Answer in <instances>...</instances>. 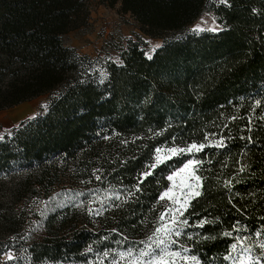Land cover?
I'll return each instance as SVG.
<instances>
[{"label":"trees","instance_id":"1","mask_svg":"<svg viewBox=\"0 0 264 264\" xmlns=\"http://www.w3.org/2000/svg\"><path fill=\"white\" fill-rule=\"evenodd\" d=\"M106 1L165 40L150 59L128 40L100 81L63 42L85 24L84 0H0V111L59 91L0 139V178L38 173L53 186L61 164L77 185L17 264L162 249L180 253L167 264H264V0ZM207 11L222 29L186 32ZM193 144L204 147L156 161L158 149ZM189 161L200 195L169 226L172 243L157 233L168 223L161 197Z\"/></svg>","mask_w":264,"mask_h":264},{"label":"rangeland","instance_id":"2","mask_svg":"<svg viewBox=\"0 0 264 264\" xmlns=\"http://www.w3.org/2000/svg\"><path fill=\"white\" fill-rule=\"evenodd\" d=\"M84 1L89 11L85 24L65 34L63 42L76 54L87 58V72L98 76L100 81L107 77L108 63L119 62L120 54L127 46L128 40L140 42L147 56H152L163 46L165 38H154L143 33L136 20L130 14L121 11L120 3L111 6L106 0ZM197 27L203 30L194 31ZM221 29L222 26L215 14L207 11L190 25L186 32H217ZM171 35L174 34L170 33L165 37ZM58 92H50L0 111V139L24 121L43 113ZM173 148L179 149L163 148L158 155L165 158L172 156L170 150ZM190 162L194 161L187 162L169 176L170 188L167 193H170L172 198L162 199V204L168 212L167 226H174L177 223L184 210L180 208V204L186 199L183 194L189 192L190 186L197 183L193 178L198 177L196 162L192 163L190 168L185 167ZM60 165L56 166L60 174L59 180L53 186L37 183L35 178L38 173H33L29 177L22 173L0 178V264L19 263L17 260L23 254H18V250L32 240L45 237L48 218L53 214H61L64 207L73 199L74 193L70 191L77 190V185L72 176L65 173L66 169ZM26 177L28 179L32 177L29 180L31 188L28 185L24 187ZM177 200L180 203H176ZM174 216L175 224L172 223ZM9 256L12 258L9 259ZM161 257L167 264L169 255L165 252L159 256L149 253L142 256L141 253L117 252L108 255V261L98 259L90 264H160Z\"/></svg>","mask_w":264,"mask_h":264},{"label":"snow or ice","instance_id":"3","mask_svg":"<svg viewBox=\"0 0 264 264\" xmlns=\"http://www.w3.org/2000/svg\"><path fill=\"white\" fill-rule=\"evenodd\" d=\"M221 2L222 3H227V0H221ZM203 29H201V28H199V27H197L196 29H194V31H202ZM158 47V46H157ZM151 58V56H149V59ZM204 147V145H200V146H197V145H195V144H193V145H191L188 149H175V148H173V149H171L170 150V152H171V154L172 155H175L178 151H181V152H183V151H187V152H189V153H191L192 151H199V150H201L202 148ZM158 152L160 151L159 149L157 150ZM165 159V157H162V156H157V158H156V161H157V163H161V162H163V160ZM192 163H194V162H190L189 163V165H186L185 167L186 168H190L191 166H192ZM148 174H150V173H146V175H148ZM193 178L197 181V183L195 184V185H192V186H190V190H189V192H187V193H184L183 195H185V197H186V199H185V201L183 202V203H181L180 204V208H185L186 206H187V204H188V202H189V199L191 198V197H195V196H199L200 195V192L197 190L199 187H200V185H199V177H195V176H193ZM170 179H171V177H170ZM164 197H168L169 199H171L172 197H171V195H170V193H164V196H162L161 197V199H163ZM176 203H180V201L179 200H177V201H175ZM179 210V209H178ZM169 211H172L171 209H169ZM183 213L181 212V215H182ZM161 219H163V216L161 217ZM172 223L173 224H175L176 223V218H175V216L173 217V220H172ZM185 223H186V221H185ZM201 226H203V224H201ZM172 229L169 227V226H167V225H165V226H163L162 228H158L157 229V233H160V232H164L165 234H166V236H167V238L171 241V233H172ZM181 233L179 232V231H176L175 232V235L176 236H179ZM172 243H175V241H171ZM155 243H157V247H159V245L160 244H163L164 243V241L162 240V239H157V241H155ZM260 247L262 248V249H264V244H261L260 245ZM232 249H233V251H235V249H236V245L234 244V245H232ZM162 251H165V254L166 255H171V256H173V257H179L180 256V253L179 252H172V253H167L166 252V249H162ZM185 251H187V249H185ZM131 253H129V255H130ZM262 254H264V253H262ZM123 255V254H122ZM141 255L143 256V255H147V253L146 252H141ZM12 257L11 256H9V259H11ZM192 259L193 260H195L196 258L195 257H192ZM249 259H251V257H249ZM259 258H257V260H258ZM160 264H166V261L164 260V258L163 257H161L160 258ZM197 264H199V262H197Z\"/></svg>","mask_w":264,"mask_h":264}]
</instances>
